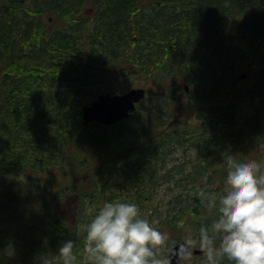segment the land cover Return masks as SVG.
<instances>
[{
    "label": "trees",
    "instance_id": "1",
    "mask_svg": "<svg viewBox=\"0 0 264 264\" xmlns=\"http://www.w3.org/2000/svg\"><path fill=\"white\" fill-rule=\"evenodd\" d=\"M143 78L155 102L84 123L115 80ZM182 96L194 113L169 122ZM229 153L264 172V0H0V264H64L66 239L91 264L86 225L115 199L167 234L158 255L191 233L204 252L179 264H210L199 229L217 209L199 193L224 187Z\"/></svg>",
    "mask_w": 264,
    "mask_h": 264
},
{
    "label": "clouds",
    "instance_id": "2",
    "mask_svg": "<svg viewBox=\"0 0 264 264\" xmlns=\"http://www.w3.org/2000/svg\"><path fill=\"white\" fill-rule=\"evenodd\" d=\"M225 164L224 187L199 193L217 209L210 222L200 226V244L210 264H219L221 257L232 264H264V172L247 155L229 153ZM166 240V233L141 216L137 203L105 200L86 225V256L91 264H169L158 255V246ZM184 240L179 254L188 258L194 238L188 233ZM74 243L66 239L59 245L64 264H74Z\"/></svg>",
    "mask_w": 264,
    "mask_h": 264
},
{
    "label": "water",
    "instance_id": "3",
    "mask_svg": "<svg viewBox=\"0 0 264 264\" xmlns=\"http://www.w3.org/2000/svg\"><path fill=\"white\" fill-rule=\"evenodd\" d=\"M246 73L241 75L245 78ZM189 90V86L185 85ZM147 90L145 87H132L126 91L111 93L102 92L97 95L90 103L85 104L82 108V118L84 123L99 122L106 125H111L128 117L137 104L146 96ZM185 241L174 244L167 255L169 264H179L184 260L179 254L181 245ZM204 250L196 248L195 253H202Z\"/></svg>",
    "mask_w": 264,
    "mask_h": 264
},
{
    "label": "rangeland",
    "instance_id": "4",
    "mask_svg": "<svg viewBox=\"0 0 264 264\" xmlns=\"http://www.w3.org/2000/svg\"><path fill=\"white\" fill-rule=\"evenodd\" d=\"M88 7L89 8H87L85 10V14L90 15L93 11V7L91 4H88ZM246 65L247 66H245L244 69L240 71L241 74L242 73L247 74V76L245 78L240 77V80H239V83H240L239 87L240 88H244L245 86L249 85L253 79L251 75H252L253 71L255 70V64L253 61H251V62H247ZM122 83H123V81L118 79V80L114 81L113 86H116L119 88L121 87L124 90H128L132 87H138V86L146 87L148 90V97H147L146 101H144V104H146V105H150V104H152V102H155V96H156L155 94L161 90L160 86L158 84H156L153 81H147L145 78L137 79V80H134L132 82L130 81L128 84H122ZM181 83H182L181 86L185 87L184 82L182 81ZM241 93H242L241 94L242 96L239 99L240 101H241V99L244 98V91H241ZM186 102H187V99L184 98V96H182V98L180 97L177 101H174L172 103L173 105H172L171 110H170V113H172V119L169 122H175L176 120H178L180 122L186 123L189 121L188 119L190 117V113H194V110L192 108H190ZM153 105H154V103H153ZM76 199L77 198L75 196H71L70 202L67 205V208L65 211L66 213L71 214V211H73V209L75 208ZM194 248H197V247L192 244L191 245V256L188 257V262L195 258L194 252H193Z\"/></svg>",
    "mask_w": 264,
    "mask_h": 264
}]
</instances>
